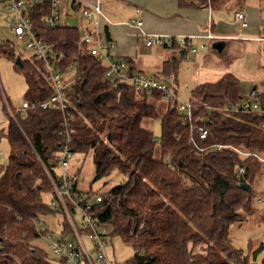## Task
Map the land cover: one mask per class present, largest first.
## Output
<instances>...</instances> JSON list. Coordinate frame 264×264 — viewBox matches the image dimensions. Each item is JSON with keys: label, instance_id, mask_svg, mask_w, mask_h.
Here are the masks:
<instances>
[{"label": "trees", "instance_id": "1", "mask_svg": "<svg viewBox=\"0 0 264 264\" xmlns=\"http://www.w3.org/2000/svg\"><path fill=\"white\" fill-rule=\"evenodd\" d=\"M252 2L264 8V0H179L181 8L209 7L231 15ZM73 9L79 13L81 5ZM51 12L48 3L29 16L36 35L50 47L56 71L73 84L71 114L66 118L41 107L53 94L42 62L34 56L23 59L21 66L15 62L26 81L25 102L31 108L23 114L12 108L10 113L6 105L7 132L0 127V141L6 138L11 148L0 175V264L58 261L50 249L51 256L37 244L43 240L34 220L56 216L44 200L54 191L47 171L55 176L53 156L68 139L75 156L93 153L92 183H108L116 174L124 177L119 185L97 193L91 188L82 191L79 178L76 193L90 199L102 196L94 205L95 217L111 229L108 236L133 248L131 264H258L263 245L246 254L233 245L230 232L243 216L257 212L254 185L264 174V92L244 95L241 81L229 73L192 91V101L202 105L191 123H184L176 102L169 101L160 115L148 102L164 99L161 94L126 85L115 89L106 66L82 42L84 30L67 24L48 26ZM0 53L17 58L10 41L0 42ZM219 55L225 57V49ZM246 103L258 104L259 110L246 109ZM144 119L160 121L159 140L142 127ZM202 119L210 126L214 123V131L224 136L223 141L212 136L206 145L220 143L223 150L195 154L191 139L201 143L191 125L201 126ZM72 171L78 177L82 173L80 167ZM243 183L251 186L249 191L240 188ZM73 233L65 217L58 238L66 241Z\"/></svg>", "mask_w": 264, "mask_h": 264}, {"label": "built area", "instance_id": "2", "mask_svg": "<svg viewBox=\"0 0 264 264\" xmlns=\"http://www.w3.org/2000/svg\"><path fill=\"white\" fill-rule=\"evenodd\" d=\"M61 0H2V4L6 10L15 12L19 17V22L13 25L12 31L14 35L21 41H27V48L31 51L32 56L44 64L45 79L52 89L50 99L41 104L43 109L52 108L63 113L67 118L71 114V101L69 95L73 84L68 81L62 74L56 71L50 54V47L42 42L36 35L32 18L29 13L38 6L50 3L52 6L51 17L48 26H57L63 23L61 16ZM141 9H137L140 14ZM81 14L88 22L98 24L97 19L101 15L99 6L81 8ZM129 23V22H128ZM131 24L136 23L142 27L141 20H131ZM234 24L240 29L249 27V22L244 13L239 12L234 16ZM211 42L216 38L211 32L205 36ZM82 42L90 46V52L97 57L100 62L107 68V78L115 82V89L119 85H126L134 88L136 91L157 92L161 94L165 100L178 103V110L184 116V123H191L194 118V111L202 105L201 101L184 102L177 93L174 76L161 77L150 75L142 72H133L130 70L128 61L112 55L114 45L104 42L101 36L93 29L87 32ZM144 42L147 47H160L167 49H189L190 52L196 53V48H191L189 37H172L167 35H144ZM202 50H208V45H201ZM1 90V85H0ZM37 105H34L36 107ZM31 105L25 102L21 109L17 112L23 114L29 110ZM246 109L258 111L259 105L250 103L245 104ZM13 114V113H12ZM201 126H192L191 128L197 133L201 143L199 146L194 138L191 139L194 145L195 154H203L210 149L217 151L223 150V144L217 143L212 146L206 143L213 136L217 140L223 139L222 133H217L209 125L205 119H202ZM223 141V140H222ZM71 140L68 139L62 146V149L53 156L55 164V176L47 171L48 176L53 182L54 191L48 199V204L56 212L64 213L73 229V238L63 240L62 238H54L46 224L41 219L34 220V225L41 240L47 243L50 251L55 258H58L57 264H116L110 259L107 253V243L109 231L107 226L100 224L95 217L94 205L102 202V196L96 195L90 199L86 194L79 195L76 193L79 177L72 171V162L75 157L70 148ZM262 162H264L262 160ZM258 205H264V199H258ZM79 213L82 217V227L80 228L74 220V216ZM63 231V222L60 233ZM85 239L93 245L90 251L86 246Z\"/></svg>", "mask_w": 264, "mask_h": 264}, {"label": "crops", "instance_id": "3", "mask_svg": "<svg viewBox=\"0 0 264 264\" xmlns=\"http://www.w3.org/2000/svg\"><path fill=\"white\" fill-rule=\"evenodd\" d=\"M74 4L81 5V8L100 7L97 25L86 21L81 10L78 13L83 18L81 28L85 34L96 29L104 42L114 45L112 55L131 62L137 72H152V75L161 77L173 75L178 95L190 85L194 90L201 84L215 83L229 73L241 81L244 95L251 94L253 89L256 93L264 92V8L261 5L250 3L245 7L242 13L246 15L249 27L240 29L234 24L236 13L231 15L209 7L181 8L179 0L60 1L61 9L67 14L76 13ZM137 9L142 12L138 14ZM131 20H141L142 27L131 24ZM209 32L218 38L214 42L226 43L225 57L210 49L214 42L205 38ZM146 34L189 37L191 48H196L197 52L147 47L144 42ZM204 44L208 45L206 51L201 49ZM189 56L194 59L185 68L182 63L183 60L189 63ZM0 85V122H6V105L10 113L13 107L6 100L1 78Z\"/></svg>", "mask_w": 264, "mask_h": 264}, {"label": "rangeland", "instance_id": "4", "mask_svg": "<svg viewBox=\"0 0 264 264\" xmlns=\"http://www.w3.org/2000/svg\"><path fill=\"white\" fill-rule=\"evenodd\" d=\"M252 4H255L252 2ZM61 16L63 18V23L69 26H80L83 23V18L81 14L78 13H64L61 9ZM19 22V17L15 12L8 11L5 9L0 0V42L10 41L14 44L16 49L17 57H21L22 60H28L32 57L31 51L27 48V41L18 40L12 31L13 25ZM193 61L194 56H189V63L183 60V67L187 68ZM16 62L8 58L7 56L0 53V78L2 81L3 88L5 90L6 100L9 101L10 105L15 109H21L25 103V94L27 91V84L24 77L18 73L14 64ZM156 65V64H155ZM156 68V67H155ZM158 71V70H157ZM152 75V72L148 73ZM193 86H189V89L185 92L180 93L182 100L188 102L191 99ZM150 105L155 106L160 115L165 114L167 111V101L165 99H150L148 102ZM0 127L4 132H7L8 122L1 121ZM142 127L146 129H151L157 140L160 137V121L144 119ZM11 148L6 138L0 141V175L3 173L4 167L8 164ZM160 157V149L157 147L156 158ZM82 169L80 175L79 187L82 191H88L90 188L93 192H106L112 187L119 185L124 181V177L120 175H114L111 181L107 183L108 179H103L96 183H92L95 167L93 153H90L86 157L82 155H77L74 157L72 162V168ZM255 201L254 206L257 212L252 216H243L242 221L231 227V240L233 245L240 250H243L246 254L252 253V250H256L258 247L263 245V251L260 253L256 259V263L260 264L264 260V205H258V199H264V174L259 176L257 182L254 185ZM49 198H44L48 202ZM66 215L64 213H59L56 216H48L42 218L43 224L50 227L53 237L56 239L59 236V232L62 228V222ZM263 218V219H262ZM74 220L77 225L82 227V217L79 213L74 216ZM109 233L111 229H109ZM86 246L91 251L93 245L85 239ZM42 248H44L51 256L49 247L44 241L37 242ZM107 253L112 261L116 264H131L130 261L134 256V250L131 246L126 245L119 237L108 236L107 243ZM57 264V262H55Z\"/></svg>", "mask_w": 264, "mask_h": 264}, {"label": "water", "instance_id": "5", "mask_svg": "<svg viewBox=\"0 0 264 264\" xmlns=\"http://www.w3.org/2000/svg\"><path fill=\"white\" fill-rule=\"evenodd\" d=\"M225 46H226V43L224 41H216V42L213 43L212 48L216 52L221 53L224 50ZM16 64L20 65V66L22 65V58L21 57H17L16 58ZM255 91H256L255 89L252 90L251 96H253L255 94ZM240 188L245 190V191H249L251 186L248 185V184L243 183V184L240 185Z\"/></svg>", "mask_w": 264, "mask_h": 264}]
</instances>
